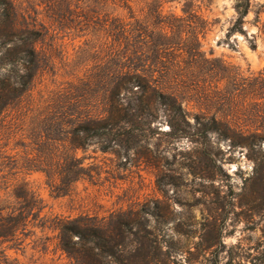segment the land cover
Returning <instances> with one entry per match:
<instances>
[{"label": "rangeland", "instance_id": "1", "mask_svg": "<svg viewBox=\"0 0 264 264\" xmlns=\"http://www.w3.org/2000/svg\"><path fill=\"white\" fill-rule=\"evenodd\" d=\"M12 1L19 24L43 28V36L32 96L0 119V209L15 207L27 217L15 235L0 237V264H264V155L215 133L204 151L192 138L168 134L160 117L154 131L134 140L128 151L117 145L104 151L95 140L76 151L84 175L68 194L57 195L51 183L64 185L62 178L51 182L36 154L50 149L45 134H64L52 131L46 119L63 111L69 103L64 96L86 94L88 102L95 101L101 79L113 68V24H76L84 0ZM103 1L88 0L97 10ZM137 2L148 13L162 3L164 13L183 16L198 9L209 19L213 26L204 49L233 66L235 84L211 92L208 110L232 117L236 106L221 100L235 95L240 102L237 88L264 78V0H252L246 33L230 35L237 0ZM190 99V110L198 111L196 98ZM77 216L102 222L127 249L131 242L142 243V249L120 253L122 263L103 253L93 260L87 253L71 255L60 228Z\"/></svg>", "mask_w": 264, "mask_h": 264}, {"label": "trees", "instance_id": "2", "mask_svg": "<svg viewBox=\"0 0 264 264\" xmlns=\"http://www.w3.org/2000/svg\"><path fill=\"white\" fill-rule=\"evenodd\" d=\"M103 3L104 8L97 10L84 0L76 24H113L109 28L113 33L112 72L101 79L103 88L94 102H88L86 94L64 96L69 103L63 111L46 119L51 130L62 131L64 138L47 132L44 141L50 149L46 155L36 154L45 165L41 170L51 182L62 178L64 185L51 183L58 196L68 194L70 184L84 175L77 149L96 140L104 151L115 145L128 151L135 145L134 140L154 131L153 122L160 117L169 125L168 134L192 138L204 151L215 133L230 139L233 146L264 155V78L259 76L254 85L247 81L237 88L242 96L236 95L243 97L240 102L235 95L221 100L223 106L238 107L232 117L208 110L213 103L211 92L230 88L235 78L231 76L230 63L214 57L212 49H204V39L213 24L200 10H184L183 16H176L164 13L162 3L154 13L138 8L137 0ZM251 6L252 0H237L238 17L230 26L229 35L235 31L246 33L244 22ZM17 16L12 0H0V119L25 97L32 96L38 71L37 43L43 28L19 24ZM190 97L196 98L198 111L190 110ZM6 209H0L3 238L15 235L21 222H27L22 211L9 206ZM125 225L127 228L130 222ZM126 228L119 234L124 239ZM60 232L64 250L77 258L87 253L92 259L103 253L122 263L120 253L142 249L140 242H131L127 249L126 243H120L102 222H90L83 216L67 220Z\"/></svg>", "mask_w": 264, "mask_h": 264}]
</instances>
